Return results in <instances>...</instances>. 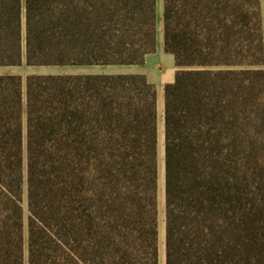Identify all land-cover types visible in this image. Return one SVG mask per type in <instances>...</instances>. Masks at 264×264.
Segmentation results:
<instances>
[{
    "label": "trees",
    "instance_id": "16d2710c",
    "mask_svg": "<svg viewBox=\"0 0 264 264\" xmlns=\"http://www.w3.org/2000/svg\"><path fill=\"white\" fill-rule=\"evenodd\" d=\"M162 24L165 264H264L261 0H163ZM158 46V0H0V68ZM160 169L145 75H0V264H160Z\"/></svg>",
    "mask_w": 264,
    "mask_h": 264
},
{
    "label": "rangeland",
    "instance_id": "374dc122",
    "mask_svg": "<svg viewBox=\"0 0 264 264\" xmlns=\"http://www.w3.org/2000/svg\"><path fill=\"white\" fill-rule=\"evenodd\" d=\"M262 8V19H263V33H264V0H261ZM158 13H159V41L163 42V24H162V13H163V0H158ZM92 68L80 67V66H66V67H30L23 64L20 67H9L0 68V75L14 74L21 76L24 82V89L26 90L27 78L31 75H84L88 74ZM95 69V68H94ZM163 109L164 103L158 99V111H159V137H160V228H161V254L160 264H165V201H164V123H163ZM25 224L28 222V206H27V188H25Z\"/></svg>",
    "mask_w": 264,
    "mask_h": 264
},
{
    "label": "crops",
    "instance_id": "0c3cea01",
    "mask_svg": "<svg viewBox=\"0 0 264 264\" xmlns=\"http://www.w3.org/2000/svg\"><path fill=\"white\" fill-rule=\"evenodd\" d=\"M92 68L84 75H145L157 88L158 99L164 103L165 86L175 81L178 68L172 55L159 41L157 52L147 56L143 66H86ZM95 68V69H94Z\"/></svg>",
    "mask_w": 264,
    "mask_h": 264
}]
</instances>
